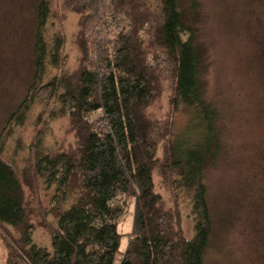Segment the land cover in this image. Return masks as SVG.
Returning a JSON list of instances; mask_svg holds the SVG:
<instances>
[{"label": "trees", "instance_id": "1", "mask_svg": "<svg viewBox=\"0 0 264 264\" xmlns=\"http://www.w3.org/2000/svg\"><path fill=\"white\" fill-rule=\"evenodd\" d=\"M195 9L196 0H37L31 79L0 131L4 264H116L117 253L118 264H205L213 225L204 170L222 144L185 21ZM164 83L169 109L156 117L149 108ZM37 104L28 144L13 141V154L26 150L17 166L4 150ZM179 112L189 116L178 131ZM62 120L65 135L49 143ZM130 208L121 251L118 223Z\"/></svg>", "mask_w": 264, "mask_h": 264}, {"label": "rangeland", "instance_id": "2", "mask_svg": "<svg viewBox=\"0 0 264 264\" xmlns=\"http://www.w3.org/2000/svg\"><path fill=\"white\" fill-rule=\"evenodd\" d=\"M36 4L37 0H0V131L31 79ZM77 18L71 12L64 21L70 62L76 55L71 40ZM185 21L192 25L201 57L203 97L217 112L215 127L222 144L204 170L213 225L205 264H264V0H196L195 11L187 10ZM52 30H46L47 37ZM168 96L164 83L160 98L149 108L151 115L164 116ZM39 109L35 105L26 125L15 130L14 140L7 141L4 158H15L16 165L23 163L26 150L13 154V141L19 137L28 144L29 123ZM188 116L176 114L178 131ZM65 130L64 120L56 122L48 142L60 140ZM183 226L190 234L185 211ZM131 227L132 208L118 223L121 251ZM40 231L42 240L45 234ZM4 254L0 247V264ZM120 259L117 253L115 263Z\"/></svg>", "mask_w": 264, "mask_h": 264}]
</instances>
